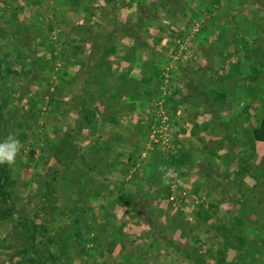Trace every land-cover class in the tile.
<instances>
[{
  "label": "rangeland",
  "instance_id": "obj_1",
  "mask_svg": "<svg viewBox=\"0 0 264 264\" xmlns=\"http://www.w3.org/2000/svg\"><path fill=\"white\" fill-rule=\"evenodd\" d=\"M263 119L264 0H0V264H264Z\"/></svg>",
  "mask_w": 264,
  "mask_h": 264
},
{
  "label": "trees",
  "instance_id": "obj_2",
  "mask_svg": "<svg viewBox=\"0 0 264 264\" xmlns=\"http://www.w3.org/2000/svg\"><path fill=\"white\" fill-rule=\"evenodd\" d=\"M107 56V55H106ZM106 58V57H105ZM104 59V58H103ZM102 59V60H103ZM100 64L101 65H97V68L98 69H103V67H105L106 68V70H108V71H110V67L111 66H109L108 64H105V66L103 65L104 63H103V61L102 62H100ZM126 90L129 92L130 90H132V87L131 88H129V87H127L126 88ZM81 110H82V117H81V121H80V127L82 126H84L86 129H90V130H93L95 127H96V125L97 124H95L94 123V121H95V118L97 117V109L96 108H94V107H82L81 108ZM117 112H116V115H118V113L119 112H121V107H117L116 109H115ZM112 114L115 116V113L114 112H110V114L108 115V116H112ZM83 127V128H84ZM83 128H81V132L83 131ZM253 136H254V139H255V141H257V142H260V143H264V119L261 121V123H260V125H259V127L254 131V133H253ZM120 140H122V138L120 139ZM139 142V140L136 138V141H135V143L137 144ZM138 147L139 146H136L135 148H136V150L138 149ZM136 154H133L132 156H131V159L135 156ZM4 188H5V186H4V184L3 183H1V180H0V193L3 195V197H5V199H6V201H8V198L6 197V196H8V193H4L3 192V190H4ZM135 201H136V198H135ZM10 212V211H9ZM151 212V211H150ZM146 217H149L150 216V214L149 213H147L146 215H145ZM153 226V225H152ZM33 227V226H32ZM36 230H37V228H36V226L34 225V227H33V231L34 232H36ZM223 252V251H222ZM221 255V254H220ZM224 259H221V261H223ZM56 264V263H55Z\"/></svg>",
  "mask_w": 264,
  "mask_h": 264
},
{
  "label": "clouds",
  "instance_id": "obj_3",
  "mask_svg": "<svg viewBox=\"0 0 264 264\" xmlns=\"http://www.w3.org/2000/svg\"><path fill=\"white\" fill-rule=\"evenodd\" d=\"M20 149V141L14 136L10 135L5 140L0 141V165H12Z\"/></svg>",
  "mask_w": 264,
  "mask_h": 264
}]
</instances>
